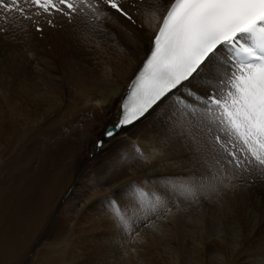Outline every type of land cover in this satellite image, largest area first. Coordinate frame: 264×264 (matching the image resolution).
I'll return each mask as SVG.
<instances>
[{"label":"bare ground","instance_id":"1","mask_svg":"<svg viewBox=\"0 0 264 264\" xmlns=\"http://www.w3.org/2000/svg\"><path fill=\"white\" fill-rule=\"evenodd\" d=\"M115 30L127 43L123 29ZM25 47L33 54L30 62ZM16 52V67L7 71L16 76L5 85L0 80V264H22L24 259L23 264H64L67 248L78 246L73 238L82 236L76 229L84 228V222L93 233L81 238L85 246L108 223L109 245L104 246L110 252L91 253L80 264H144L143 259L134 262V253H122L124 239L106 211L88 202L100 184L155 178L187 163L182 144L164 135L156 113L122 132L102 153L95 149L98 133L116 121L120 97L144 49L129 55L106 41L95 48L63 31H47L45 38L34 33ZM91 113L99 118L93 120ZM117 142H138L150 158L153 148L160 154L150 164L119 160ZM11 170L14 178L3 181ZM69 187L74 194L66 198ZM260 194L228 191L199 204L184 202L174 215L157 221L155 230L142 231V238L148 246L161 245L171 264H264Z\"/></svg>","mask_w":264,"mask_h":264},{"label":"snow or ice","instance_id":"2","mask_svg":"<svg viewBox=\"0 0 264 264\" xmlns=\"http://www.w3.org/2000/svg\"><path fill=\"white\" fill-rule=\"evenodd\" d=\"M47 31L95 48L106 41L129 55L144 49L116 121L98 133L97 152L153 113L186 151L178 172L97 186L88 202L101 205L117 234L155 230L184 202L264 192V0H0V36L27 44ZM24 54L30 62L27 47ZM117 148L119 160L141 164L160 154L153 148L150 158L138 142ZM73 194L66 189V198Z\"/></svg>","mask_w":264,"mask_h":264},{"label":"rangeland","instance_id":"3","mask_svg":"<svg viewBox=\"0 0 264 264\" xmlns=\"http://www.w3.org/2000/svg\"><path fill=\"white\" fill-rule=\"evenodd\" d=\"M56 34L59 35V33H56ZM17 49H18V44L15 43L11 39V33L8 35L7 38H5L3 36H0V80L4 83V85L7 83L6 80L9 81L10 78H13V77L16 76V73H17L16 71L8 72V73H7V71H11V70L14 69V67H16L15 64H17V58H16V54H17L16 50ZM15 58H16V61L12 62L8 66L7 64L10 63ZM12 82L13 83H17V82H14V81H12ZM70 136L73 137V135H70ZM77 138H78V136H75V140ZM90 156H91V154H89V157ZM14 175H15V172H13L11 170L5 176L4 180L2 178L1 179L3 181L10 180V179L14 178ZM256 195H258V194H256ZM262 195L264 196V192H261L260 196H262ZM60 196H62V195H60ZM57 198H59V196H56V199ZM63 202H66V199H64ZM58 209H60V211H58V213H61V210L63 209V206L61 208L59 207ZM105 215L107 216V213H105ZM82 225L84 226V228H81L80 225H79L78 226L79 230L76 229V232L79 233L82 236L80 238H78V239L73 238V241L75 240V242H76V244L78 246L76 248H74V249L70 248V247L67 248L68 249V253H67V255L64 258V261H65L64 264H80L81 260H85L86 258H88L91 253L94 254V255H99V254L101 255L102 252H104L106 254L110 252L109 249L106 250L109 246L108 247L104 246V244L105 245H109L107 243L108 242L107 239H109V237H110V234L108 233V231L110 230L108 223H104L98 230H96V228L95 229H91V230H96V231H94V234L96 236H94V239L90 240L91 242L89 240L86 242L87 246L84 245V242L81 240V238H86V236H91V235H93V233L88 231V230H90L89 228H85V226L87 225L85 222L82 223ZM177 236L179 237L180 235H177ZM177 236H176V238H177ZM142 237L143 236L141 234H140L139 237H135V235H133V237H123V239H124L123 241L125 242V244L123 243V245L121 246V248H123V251H124L122 253L123 254H127L128 256H131L134 253L135 255H133L132 259H134L135 263H138L137 261L143 259L141 261H143L144 264H171L170 262H168V260L166 258L167 254H166L165 250L162 248L161 245L156 247V245H154V244L152 245L151 244V246H148L146 244L148 240L146 241ZM180 239L181 238L179 237V239L176 240V241L180 242L181 241ZM46 242L44 241L43 243H46ZM115 248L116 247L113 246L111 249H113L115 251ZM83 249L85 251H83ZM123 256H126V255H123ZM134 257H136L137 259L134 258ZM25 261H26V259L23 260L22 264ZM85 262H86V260H85ZM31 263L29 262L27 264H31ZM81 264H83V263H81Z\"/></svg>","mask_w":264,"mask_h":264}]
</instances>
